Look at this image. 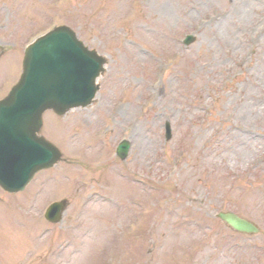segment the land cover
I'll use <instances>...</instances> for the list:
<instances>
[{
    "label": "rangeland",
    "instance_id": "1",
    "mask_svg": "<svg viewBox=\"0 0 264 264\" xmlns=\"http://www.w3.org/2000/svg\"><path fill=\"white\" fill-rule=\"evenodd\" d=\"M61 25L105 71L90 107L44 117L64 162L25 193L0 190V264H114L117 249L122 264H264V0H0V99L26 46Z\"/></svg>",
    "mask_w": 264,
    "mask_h": 264
},
{
    "label": "water",
    "instance_id": "2",
    "mask_svg": "<svg viewBox=\"0 0 264 264\" xmlns=\"http://www.w3.org/2000/svg\"><path fill=\"white\" fill-rule=\"evenodd\" d=\"M97 60L65 27L28 50L18 87L0 104V186L4 190H22L35 173L59 161V153L37 137L41 115L47 109L62 115L73 107L88 105L95 93ZM128 149L127 143L118 148L122 160ZM63 207H51L48 219L58 221L55 213ZM223 219L238 232H254L251 225L237 217Z\"/></svg>",
    "mask_w": 264,
    "mask_h": 264
},
{
    "label": "bare ground",
    "instance_id": "3",
    "mask_svg": "<svg viewBox=\"0 0 264 264\" xmlns=\"http://www.w3.org/2000/svg\"><path fill=\"white\" fill-rule=\"evenodd\" d=\"M244 6H245V4H244ZM128 258H129V256H128ZM126 263V262H125Z\"/></svg>",
    "mask_w": 264,
    "mask_h": 264
}]
</instances>
